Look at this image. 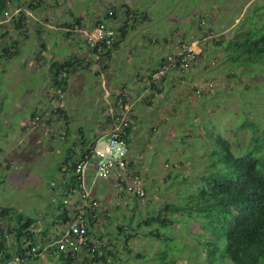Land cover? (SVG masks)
<instances>
[{
  "label": "rangeland",
  "instance_id": "obj_1",
  "mask_svg": "<svg viewBox=\"0 0 264 264\" xmlns=\"http://www.w3.org/2000/svg\"><path fill=\"white\" fill-rule=\"evenodd\" d=\"M45 1L43 9L32 13L24 7L26 19L22 29H17L13 23V16H18L19 11L16 3L8 9V18H3L5 22L0 23V34L6 37L5 48L13 52L14 45L19 47L15 57L1 61V118L4 119L5 112L15 109L8 119L7 128L11 133L22 130L23 120L27 117L30 119L24 124L26 131L32 129L29 150L25 149L23 155L14 153L9 172L0 168V208L19 210L50 224L54 216L52 211L57 210L62 200L58 184L63 181V175L59 167L65 156L73 152L74 136L90 139L98 130V121L103 118L102 110L121 96L113 88L120 83L122 88L124 83L129 88L137 86L133 84V78L142 75L141 70L145 73L159 60H171L182 51V43L195 46L197 59L183 73L167 70L165 79L154 91L156 97L151 103L152 108L136 105L130 95L125 97L130 105L124 112L126 120L136 117L134 121L132 119L135 126L129 143V162L133 164L132 168L129 165V174H139L146 190L145 197L135 203L133 224L137 219L142 224L152 210L176 202L187 190V183L198 181L203 173L212 171V159L208 155L216 133L235 147H239L236 139L241 138L243 146L251 132L244 130L240 136L235 125L244 119L254 122L259 129L257 135H262L264 64L240 75L241 67L230 69V65L222 61L225 55L214 50L212 41L228 38L234 27L242 22L245 26H264V0ZM20 5L26 6V3ZM125 11L147 15L150 20L140 25L136 23V29L127 33L110 58L95 53L91 38L97 25L104 22L116 28L124 19ZM134 14H131L129 24L133 22ZM41 15L47 19H41ZM75 17L79 18L78 24ZM46 21L57 23L62 30H49ZM65 27L71 28L70 32L67 30L70 36L63 34ZM209 30L214 32L205 36ZM40 41L42 44L37 47ZM0 45H3L1 41ZM44 45L48 47L46 55L52 59L58 55L72 58L75 71L68 75L65 90L58 93H63V97L52 100L54 107L42 110L45 92L52 91L44 67L39 68V72L34 71L35 56L43 57L37 51ZM47 56L45 60L49 59ZM16 102H22L21 110L16 109ZM60 108L64 114L56 113L50 123L46 112ZM66 122H69L66 125L69 137L62 140L59 134H63ZM15 144L16 151L19 146ZM94 176L90 164L85 170L87 186L91 185ZM108 180L98 179L95 185ZM112 181L114 185L109 188L100 187L105 192L95 194L94 191L92 196L98 201L96 219L104 240L116 242L123 239L118 227L129 222L127 217L132 216L133 199L129 191L125 190L127 195H121L123 187L118 178ZM70 200L68 206L72 209L77 203ZM169 216L172 219L178 217ZM103 225H106V233ZM187 228L189 231L178 223L173 227L165 226L160 229L162 238L158 241L146 236L150 229L144 226L137 237L128 242L127 251L122 249L121 241L114 244L112 249L118 257L114 264H207L205 253H201L200 243L196 240L200 232L198 226L190 222ZM37 230L41 228L38 226ZM62 232L61 227H53L49 235L54 239ZM137 254L140 257L137 258ZM47 256L43 252L38 260L27 258L21 264H54Z\"/></svg>",
  "mask_w": 264,
  "mask_h": 264
},
{
  "label": "trees",
  "instance_id": "obj_2",
  "mask_svg": "<svg viewBox=\"0 0 264 264\" xmlns=\"http://www.w3.org/2000/svg\"><path fill=\"white\" fill-rule=\"evenodd\" d=\"M23 2L26 3V6L20 5ZM15 3L19 11L18 16H13V23L17 29H22L26 19L24 7L32 13L43 9L47 2L45 0H0V23L3 18H8V9ZM5 12H8V16H5ZM131 14H134V18L132 19L133 22L129 24ZM143 15L125 11L124 19L114 28L115 43L111 47L97 44L93 46L94 52L110 58L112 51L119 47L127 33L136 29V23L140 25L146 20H150L147 15ZM107 18L109 19V14ZM75 22L78 24L79 18L75 17ZM100 24H104V22H100L98 25ZM65 29L63 34L70 36L68 31L70 32L71 28L65 27ZM213 32V30H209L204 35L209 36V33L212 34ZM229 35L226 39L218 38L212 42L214 43V50L221 51L225 55L222 61L228 63L230 69L241 67L242 74H239L244 75L255 66L264 64L263 25L253 26L252 24L251 26L249 24L245 26L242 22L235 26ZM5 38L4 35L0 34V41L3 44L1 45L0 61L10 60L19 52L17 45H14L15 50L13 52H9L4 45L7 43ZM187 45L182 43V47ZM172 59L167 62L159 60L156 64L157 68L149 76L150 84L147 86L150 90V96L152 95L151 92L156 91L159 83L165 79L167 70L171 73H183L189 69V67H183L180 64V57L172 66H169ZM73 61L72 58H69L52 65V91L51 93L47 92L51 102L60 97L58 93L65 90L68 75L75 68ZM228 65L227 69L229 68ZM161 71H164L165 74L163 73L159 78H156V75L160 74ZM123 86L129 88L125 83ZM61 94L63 97V93ZM150 96H140L137 103L139 102L142 106L148 104L147 106L151 107L153 100ZM52 105L50 104L48 108L54 107ZM128 105L129 100L127 101L121 93V96L116 97V101L112 105L106 106V109L102 110L103 118L98 121L96 125L98 130L90 139L78 138L76 135L73 138L77 149H74V146L73 152L68 153L60 164L59 171L63 175V181L58 184V188L62 193V200H60L57 210L52 211L54 216L51 218L53 220L50 224L48 221L42 222L41 219L19 210L0 208V259L2 262L14 256L19 258L17 264H21L27 258L38 260L40 253L44 252L48 254V259L54 261V264H114V259L118 258L112 249L114 244L121 241L122 245L124 244L123 247L121 246L122 249L127 251L128 242L137 237L144 226L150 229L146 236L159 241L162 238L161 228L173 227L175 223H178L185 226L189 231L187 227L190 222H194L200 230L196 240L200 243L201 253H205L204 259L207 264H264V130L262 135L258 136L257 125L244 119L236 124L235 128L236 133L240 136L244 130L251 132L247 143L242 146L241 138H238L236 142L239 147H235L228 139L216 133L213 138L214 144L208 155L212 159L210 163L212 171L203 173L198 181L187 183V190L178 196L176 202L167 203L158 210L148 211L150 213L146 215L142 224L138 219L137 223L133 224L135 203L142 198L134 194L130 195L133 199L132 216L127 217L129 222L126 226L118 227L119 231L123 233V239H118L116 242L104 240L105 236L97 225L96 207L79 208L81 199L77 196L84 190V180L82 173L77 172V167L86 165L92 160L98 140L115 127H119V130L122 131L129 148L130 137L134 128L133 121L136 117L130 118L131 121L129 118L126 120L124 112L130 107ZM113 106L116 107L113 108ZM59 112L64 114L61 108L51 110L50 113L46 112V114L50 118ZM67 124L69 122H66L63 134H59L62 140L69 137ZM212 130L215 131V127H212ZM129 165L132 168L133 164L129 162ZM121 195H127L124 189ZM69 199L77 203L72 209L68 206ZM78 214L82 216L80 217L83 223L82 233L87 239L85 244L77 252H74L68 248L65 234L71 219ZM169 214L178 215V217L172 219ZM38 226L41 228L39 231L37 230ZM53 227L63 229L62 234L54 239L49 235ZM102 228L105 229L106 233V225H103ZM201 238L203 240H200ZM96 245L98 246L95 247ZM137 255V258L140 257L139 254Z\"/></svg>",
  "mask_w": 264,
  "mask_h": 264
},
{
  "label": "built area",
  "instance_id": "obj_3",
  "mask_svg": "<svg viewBox=\"0 0 264 264\" xmlns=\"http://www.w3.org/2000/svg\"><path fill=\"white\" fill-rule=\"evenodd\" d=\"M109 14H112V12H109ZM5 16H8V12H5ZM115 40V29L104 24H100L95 28L91 38L93 45L101 44L105 47H111L115 43ZM196 50L195 46H183L182 51L172 59L169 66H172L176 62V59L180 57V64L183 67H189L197 59L198 53ZM164 71H161L160 74L156 75V78H159ZM60 97H62V94H60ZM90 162H93L94 164L96 180L109 179L111 176H116L120 182V186H122L124 190L129 191L131 194H134L139 198L145 197L146 192L142 178L136 174H129V148L126 139L122 135V131L119 130V127L113 128L98 140L93 151V158ZM88 164L79 165L77 167V172L82 173L83 180L85 178V170ZM92 195V190L84 188V190L78 195L81 199L79 208L83 209L86 206L97 207L98 201L95 200ZM65 203L67 202L65 201ZM80 217L82 216L78 214L71 219L72 221L65 234L66 244L68 248L74 252H77L80 247L85 244L87 239L82 233L83 223L80 220ZM17 263H19V258L17 256H14L5 262H2L0 259V264Z\"/></svg>",
  "mask_w": 264,
  "mask_h": 264
},
{
  "label": "crops",
  "instance_id": "obj_4",
  "mask_svg": "<svg viewBox=\"0 0 264 264\" xmlns=\"http://www.w3.org/2000/svg\"><path fill=\"white\" fill-rule=\"evenodd\" d=\"M30 15V13H29ZM41 19H47L45 16L41 15L40 17ZM5 22L3 19L1 21V23ZM45 25L46 27L49 29V30H53L54 31H57V30H62L60 26H57L58 24L57 23H50L49 21H46L45 22ZM42 44V42L40 41L39 43H37V47H39L38 45ZM1 45H0V51H1ZM48 51V47L46 46L45 48V45L42 46L41 49H39V51H37V54L40 53L43 57H40V58H37V56H35V61H36V65L34 66V71L35 72H39V68H43L45 69V76H46V79H48V83L49 85L51 86L52 85V77H53V69H52V65L55 64V63H60L61 60L64 61L66 59L63 58L62 56H59L58 57H55L52 59V57H48L46 55V52ZM36 55V53H35ZM48 57L49 59L48 60H45L44 58L45 57ZM70 58V57H69ZM68 59V58H67ZM76 60V59H75ZM2 61V60H1ZM1 61H0V67L2 66L1 64ZM93 62V60H91ZM44 62V63H43ZM74 62V61H73ZM159 62V61H158ZM157 62V63H158ZM152 67H150V69H148V71L145 73L142 72V70L140 71L141 74H138L134 79H133V84L137 85V86H140V87H137V86H132L130 88H125V87H121L122 86V83H120L118 86H116L115 88H113V90H115V92L117 94H123L125 97L126 95H130L132 96L131 97V100H135L134 102L136 103V105H141L139 104V102L137 103V99L141 96H150V90L147 88V86L150 84V79H149V76H151V74L153 73V70L157 68L156 64ZM78 71V70H77ZM77 74V73H76ZM173 79H175V77L172 76ZM134 87V88H133ZM140 92V93H139ZM111 93H113V91L111 90ZM152 95L150 96V98L153 100L155 99L156 97V94L154 93V90L153 92H151ZM45 98H46V102L44 101V104L42 106V109L45 110L44 108L50 106V104H54L53 102H49V96H47V92H45ZM49 103H48V102ZM48 103V105H47ZM148 105V104H147ZM147 105H144L145 107H148V108H151L150 106H147ZM37 106H40V105H37ZM37 106H35L34 108L37 109ZM53 106V105H52ZM133 106V104L131 105V107ZM16 109H19L21 110L22 109V102H16ZM39 109V108H38ZM3 111H0V156L2 157L0 160V168L2 169H5L6 172H9L11 169H12V162H11V158L12 156L14 155V153H16V155H23L25 153V149L29 150L28 148V145L30 143V141L28 139H30V135H31V132H32V129H28L26 131V126L24 125L25 123H27V121L30 119V117H27L25 120H23V123H22V130H18L15 132L14 131V134L11 133V131L7 128L8 126V123H9V118H11V116L15 113V109H13L12 112H5L6 113V118L5 116L3 117L4 119L1 118V113ZM32 114V113H31ZM30 114V115H31ZM55 115H52L50 116L49 120L50 123L53 121L52 118H55L54 117ZM55 122V120H54ZM57 122V121H56ZM26 136H28V138H25ZM75 137V136H74ZM15 141L14 143H11V141ZM18 140V142H17ZM18 144L19 148L17 149L16 148V151H15V146L16 144ZM92 165V168L95 172V167H94V164L93 163H89L87 166L89 165ZM117 177L116 176H111L109 178V180L106 182V183H103L101 185H95L96 184V180L95 179V176H94V179L91 183L90 186H87L85 184V181H84V188H87V189H90L92 190V193L95 191V194H100L101 192H105L103 188H100L101 186H107L108 188L110 187V185H114V182L112 180H116ZM118 183L120 184V182L118 181Z\"/></svg>",
  "mask_w": 264,
  "mask_h": 264
}]
</instances>
